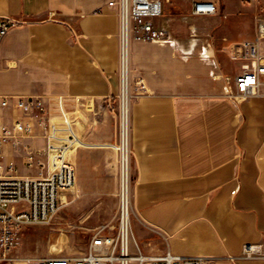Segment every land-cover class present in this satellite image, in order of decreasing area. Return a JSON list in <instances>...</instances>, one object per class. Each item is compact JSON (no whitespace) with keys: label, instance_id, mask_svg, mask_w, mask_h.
<instances>
[{"label":"crops","instance_id":"obj_1","mask_svg":"<svg viewBox=\"0 0 264 264\" xmlns=\"http://www.w3.org/2000/svg\"><path fill=\"white\" fill-rule=\"evenodd\" d=\"M109 1L0 0V17L20 21L0 47V96L45 99L51 133L60 146L71 144L73 161L63 152L56 163L74 191V160L84 149H117L119 19ZM214 1L218 12L205 16V27L177 26L176 8L166 5L163 15L177 30L156 25L171 41H132L133 75L148 88L131 108L132 229L145 255L264 264L242 256L246 243L264 247V82L241 102L227 94L240 70L230 47L255 38L264 0ZM46 142L37 126L3 155L12 158L13 148L26 158L25 148Z\"/></svg>","mask_w":264,"mask_h":264},{"label":"built area","instance_id":"obj_2","mask_svg":"<svg viewBox=\"0 0 264 264\" xmlns=\"http://www.w3.org/2000/svg\"><path fill=\"white\" fill-rule=\"evenodd\" d=\"M170 0H111L109 6L117 10L119 19V90L112 110L118 122V149L122 165V196L117 224L99 228L91 238L87 251L68 253L60 257L17 258V249L25 227L49 224L62 206L61 192L67 189L66 167L51 171L48 165L39 175H18L14 162H3V149L10 144L14 148L22 140L32 137L36 127L50 135L48 105L40 96H0V262L24 260L25 264H205L202 256H182L167 252L159 256L145 255L135 240L129 190L124 192V177L130 186L131 108L133 101L148 92L145 80L134 76L132 70V41L167 43L170 32L156 25V18L163 15ZM195 16H211L218 12L214 0H191ZM20 21L12 17H0V47L4 37ZM256 34L253 40L234 43L230 57L240 65L239 72L227 81V94L236 101H244L258 95L264 78V53L260 44L264 39V15L255 18ZM9 111V112H8ZM9 113V114H8ZM45 151L33 150L26 157L32 166ZM43 168V161H39ZM128 185V184H127ZM132 245L137 252L132 251ZM242 256L263 259L264 247L260 243H246Z\"/></svg>","mask_w":264,"mask_h":264},{"label":"rangeland","instance_id":"obj_3","mask_svg":"<svg viewBox=\"0 0 264 264\" xmlns=\"http://www.w3.org/2000/svg\"><path fill=\"white\" fill-rule=\"evenodd\" d=\"M164 4L165 6H171L173 9L176 8L174 23H177L179 27L190 24L196 26L202 24L204 27L207 25L204 21L205 16L199 17L189 14L187 7L190 4L189 0H170L165 1ZM167 18L164 14L157 17L156 21L161 26L171 27L176 31L175 27L169 26ZM64 118L72 122L69 116L59 117V119ZM62 124L65 125L63 122ZM49 134L45 135L48 143H45L44 148L37 146V148L45 151L44 156H39L32 166H28L26 158L19 156L18 151L13 148L11 150L12 158L4 156L3 162H14L18 174L39 175L40 171H45L48 165L51 171L57 168L58 164L56 162L59 153L69 152V160L73 161L71 144L60 146L58 137L53 136V133H51V123ZM118 142L119 137L117 135L115 143L117 149L114 150V154L89 149H84L79 154L78 160H74L76 191L73 189L72 181L67 180V189L61 192L63 204L52 221L49 224L33 225L22 230L20 243L14 252L17 258L60 257L68 253L86 252L91 238L99 228L108 224H117L122 196V165ZM33 149H36V147L25 148L26 155L32 152ZM41 159L44 165L43 168L39 164ZM133 185V161L131 157L129 196L132 220ZM63 196L66 199H63ZM0 264H25V262L24 260H17L15 262H0Z\"/></svg>","mask_w":264,"mask_h":264},{"label":"bare ground","instance_id":"obj_4","mask_svg":"<svg viewBox=\"0 0 264 264\" xmlns=\"http://www.w3.org/2000/svg\"><path fill=\"white\" fill-rule=\"evenodd\" d=\"M65 186H67V185H65ZM69 188H71V187H69ZM126 190H129V183H128V178L124 177V192H126ZM63 199H66V197L63 196Z\"/></svg>","mask_w":264,"mask_h":264}]
</instances>
